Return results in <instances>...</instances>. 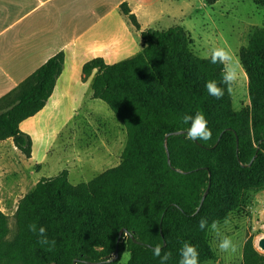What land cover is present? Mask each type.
Masks as SVG:
<instances>
[{
	"label": "trees",
	"instance_id": "1",
	"mask_svg": "<svg viewBox=\"0 0 264 264\" xmlns=\"http://www.w3.org/2000/svg\"><path fill=\"white\" fill-rule=\"evenodd\" d=\"M118 9L140 29L126 3ZM139 37L131 57L106 63L97 56L81 66L82 80L92 76V97L125 130L120 162L87 182L72 184L66 169L39 179L17 203L11 236L0 211V264H114L116 249L129 253L124 264H161L152 253L157 244L161 255L171 253L164 264H179L184 241L197 247L201 264L214 253L199 220L223 222L250 191L264 188V27L254 28L238 51L250 103L237 110L226 88L219 100L208 95L206 81L219 83L223 66L196 55L183 26L149 27ZM63 63L59 51L0 97V141L11 139L25 158L32 138L19 125L45 106ZM197 111L212 132L207 142L186 135L181 118ZM178 130L184 132L164 144ZM32 223L56 241L53 251L37 242ZM241 254L240 264H264L250 238Z\"/></svg>",
	"mask_w": 264,
	"mask_h": 264
},
{
	"label": "rangeland",
	"instance_id": "2",
	"mask_svg": "<svg viewBox=\"0 0 264 264\" xmlns=\"http://www.w3.org/2000/svg\"><path fill=\"white\" fill-rule=\"evenodd\" d=\"M202 1L166 2L161 9L152 11L155 21L149 27L183 26L196 55L209 57L213 48L224 47L238 61V51L246 45L253 29L264 27V4L260 0H218L212 5ZM136 47L140 49V38ZM239 71V79L230 93L235 110L250 103L247 79L241 66ZM73 94L75 96L71 95L52 109L51 121L39 124L42 131L34 132L31 137L33 152L30 158L22 156L10 142L0 144V211L7 215L9 236L15 232L13 216L19 199L39 179L55 176L66 169L72 184L87 182L120 162L126 139L121 122L102 100L92 97L89 80ZM226 220V225L225 220L220 222L221 231L237 245L236 252H221L218 240L208 231L214 257L201 264H240L243 244L248 238L264 256V249L258 245L264 238V188L250 191L248 200ZM128 257L129 253L123 251L114 259V264H124Z\"/></svg>",
	"mask_w": 264,
	"mask_h": 264
},
{
	"label": "crops",
	"instance_id": "3",
	"mask_svg": "<svg viewBox=\"0 0 264 264\" xmlns=\"http://www.w3.org/2000/svg\"><path fill=\"white\" fill-rule=\"evenodd\" d=\"M175 1L0 0V97L49 57L64 52L63 69L52 94L39 112L20 123V129L31 137L39 133V124L51 121L55 106L74 95L84 81L91 83L92 76L81 78V66L87 60L98 56L114 63L138 52L140 31L155 21L152 11ZM122 2L136 16L139 30L119 12ZM6 142L12 143L6 139L0 144Z\"/></svg>",
	"mask_w": 264,
	"mask_h": 264
},
{
	"label": "clouds",
	"instance_id": "4",
	"mask_svg": "<svg viewBox=\"0 0 264 264\" xmlns=\"http://www.w3.org/2000/svg\"><path fill=\"white\" fill-rule=\"evenodd\" d=\"M207 58L212 64H220L223 66L219 83L216 80H208L205 83V89L208 95L219 100L224 96L225 88L229 93L233 91V87L240 76V65L238 61L234 60L233 53L224 47L213 48L210 56ZM221 84L225 87H221ZM181 119L184 124L188 125L186 135L189 140L204 142L211 140L212 132L208 127V121L202 111H197L194 115L186 114ZM224 224H227V220L224 221ZM198 227L202 231L207 229L213 234L214 238L218 240L217 247L221 252H236L237 245L230 237L223 235L219 221L214 220L209 224L207 218H201L198 222ZM28 229L37 235V242L41 246H44L47 251H53L55 249L56 241L48 238L47 230L44 226H38L32 223L28 225ZM152 253L155 257H160L161 264H164L171 256L169 252H164L161 255L162 247L159 244L152 248ZM179 255V264H200L197 247L188 241L183 242L179 250Z\"/></svg>",
	"mask_w": 264,
	"mask_h": 264
},
{
	"label": "water",
	"instance_id": "5",
	"mask_svg": "<svg viewBox=\"0 0 264 264\" xmlns=\"http://www.w3.org/2000/svg\"><path fill=\"white\" fill-rule=\"evenodd\" d=\"M184 131H182V130H178V131H174V132H172V133H167L166 135H165V137H164V144H166V139H167V137L170 135V134H180V133H183ZM168 155V154H167ZM169 161V160H168ZM206 192H207V189L205 190V192L203 193V195H202V198H201V200H200V204L202 203V201H203V198H204V196H205V194H206ZM123 232H125V229L124 228H122L121 230H120V232H119V237L121 236V234L123 233ZM118 237V238H119ZM133 239V238H132ZM258 245L262 248V249H264V238H262V239H260L259 240V242H258ZM117 249L115 250V253H114V256L111 258V259H109V261H112V260H114L116 257H117Z\"/></svg>",
	"mask_w": 264,
	"mask_h": 264
}]
</instances>
